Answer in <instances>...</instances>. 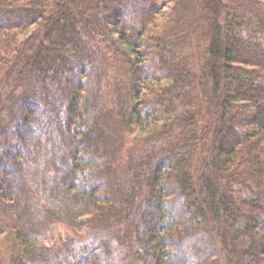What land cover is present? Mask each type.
Returning <instances> with one entry per match:
<instances>
[{
	"label": "trees",
	"instance_id": "obj_1",
	"mask_svg": "<svg viewBox=\"0 0 264 264\" xmlns=\"http://www.w3.org/2000/svg\"><path fill=\"white\" fill-rule=\"evenodd\" d=\"M0 264H264V0H0Z\"/></svg>",
	"mask_w": 264,
	"mask_h": 264
},
{
	"label": "clouds",
	"instance_id": "obj_2",
	"mask_svg": "<svg viewBox=\"0 0 264 264\" xmlns=\"http://www.w3.org/2000/svg\"><path fill=\"white\" fill-rule=\"evenodd\" d=\"M37 166L43 168L45 166V160L42 159L37 162L36 160L26 157L25 160L22 162V167L26 172L32 171ZM50 174L52 173L50 172Z\"/></svg>",
	"mask_w": 264,
	"mask_h": 264
},
{
	"label": "rangeland",
	"instance_id": "obj_3",
	"mask_svg": "<svg viewBox=\"0 0 264 264\" xmlns=\"http://www.w3.org/2000/svg\"><path fill=\"white\" fill-rule=\"evenodd\" d=\"M162 1H165V0H162ZM173 3H174V1H170L168 4H166L164 6L163 11H165V12L170 11L169 10V7L172 6ZM166 17H167V15H165L164 12L161 13V14H159V16L157 17V19L153 22V26L156 27V28H159V26H161L164 23V21L166 20Z\"/></svg>",
	"mask_w": 264,
	"mask_h": 264
}]
</instances>
